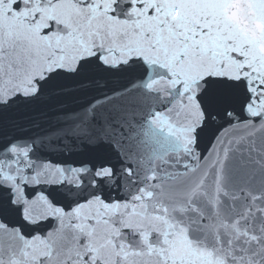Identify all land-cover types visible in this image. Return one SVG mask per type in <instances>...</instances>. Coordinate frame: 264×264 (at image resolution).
Listing matches in <instances>:
<instances>
[{"label":"snow or ice","instance_id":"1","mask_svg":"<svg viewBox=\"0 0 264 264\" xmlns=\"http://www.w3.org/2000/svg\"><path fill=\"white\" fill-rule=\"evenodd\" d=\"M262 45L264 0H0V264H264Z\"/></svg>","mask_w":264,"mask_h":264},{"label":"water","instance_id":"2","mask_svg":"<svg viewBox=\"0 0 264 264\" xmlns=\"http://www.w3.org/2000/svg\"><path fill=\"white\" fill-rule=\"evenodd\" d=\"M232 17L233 18H236V14H235V12H233L232 13ZM253 36L255 35V33H251ZM260 52L262 53V54H264V45H262L261 47H260Z\"/></svg>","mask_w":264,"mask_h":264}]
</instances>
